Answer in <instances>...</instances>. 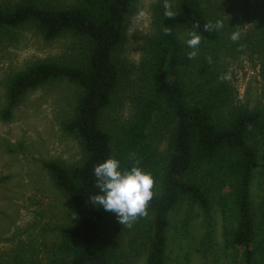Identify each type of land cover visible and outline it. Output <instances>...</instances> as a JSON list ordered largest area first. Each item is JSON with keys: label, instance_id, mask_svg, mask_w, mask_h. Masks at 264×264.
I'll use <instances>...</instances> for the list:
<instances>
[{"label": "trees", "instance_id": "1", "mask_svg": "<svg viewBox=\"0 0 264 264\" xmlns=\"http://www.w3.org/2000/svg\"><path fill=\"white\" fill-rule=\"evenodd\" d=\"M136 0H77L56 5L46 0L0 3V37L23 24L34 25L43 36L64 34L83 38L87 50L79 61L40 60L17 72L7 85L1 117L9 120L15 108L32 90L52 81L67 79L78 84L81 95L75 115L65 129L76 134L85 155L75 166L51 160L45 163L52 180L72 202L76 215L63 233L49 264H119L116 246L106 241L107 225L131 232L133 244L148 245L147 264H167V230L170 213L187 200L197 205L207 227L202 253L214 246L213 207L218 204L224 223V243L235 255V264H264V212L255 219L251 185L260 166L255 142L264 131L259 108L236 107L227 124L217 120L220 102L228 96L227 84L210 86L201 95L191 91L188 53L179 33L201 37L198 65L222 44L223 31H204L215 24L203 0H163L157 8L159 29L152 44L149 84L137 94V111L121 130L109 131L102 122L120 86V67L114 58L126 37V21ZM248 31L251 45L264 58V0H254ZM172 13L171 17L167 13ZM172 115L176 127L167 160L154 145L156 122ZM113 157L123 168L138 166L154 178L153 197L147 215L131 224L119 223L115 213L94 206L89 196L98 192L94 167ZM264 168V164H263ZM14 264H40L27 260L17 249Z\"/></svg>", "mask_w": 264, "mask_h": 264}, {"label": "rangeland", "instance_id": "2", "mask_svg": "<svg viewBox=\"0 0 264 264\" xmlns=\"http://www.w3.org/2000/svg\"><path fill=\"white\" fill-rule=\"evenodd\" d=\"M20 0H0L15 3ZM71 5L77 0H46ZM163 0H136L126 21V37L114 58L121 81L112 105L102 122L112 132L123 129L137 111V94L148 86L152 68V44L159 29L157 8ZM176 2V0H172ZM254 0H203L210 17L223 23V40L218 50L198 65L189 61L187 74L191 91L201 95L210 86L227 84L230 92L217 110V120L225 125L236 107L259 108L264 113V58L250 43ZM239 33L237 41L231 40ZM188 35L179 33L183 48ZM86 41L74 34L48 40L32 24H23L0 37V264H14L17 249L25 250L27 260L49 264L63 233L72 223L76 209L54 184L45 163L58 161L75 166L85 152L79 137L65 129L76 112L81 87L67 79L55 80L30 91L5 120L7 85L19 71L36 61H79L87 50ZM230 74L231 79L222 77ZM176 127L172 115L160 118L153 127L154 145L159 157L167 160ZM260 166L251 185L256 220L264 212V131L255 140ZM214 246L202 253L207 227L201 209L187 200L170 213L167 230V264H235L234 252L225 246L224 223L218 204L212 212ZM134 236L112 222L106 241L117 247L119 264H147L148 245L133 244Z\"/></svg>", "mask_w": 264, "mask_h": 264}, {"label": "clouds", "instance_id": "3", "mask_svg": "<svg viewBox=\"0 0 264 264\" xmlns=\"http://www.w3.org/2000/svg\"><path fill=\"white\" fill-rule=\"evenodd\" d=\"M171 17L172 13H167ZM223 28L221 21L215 24H205L204 31ZM186 43L193 51L188 53L192 59L196 55L201 37L195 32L188 33ZM231 40L237 41L239 33L233 32ZM222 79H231L230 74H225ZM96 188L98 192L89 196L90 202L105 211L116 214L119 223L131 224L140 216L147 215L149 201L152 199L154 178L150 172L138 166V162L131 167L123 168L120 160L109 157L94 167Z\"/></svg>", "mask_w": 264, "mask_h": 264}]
</instances>
